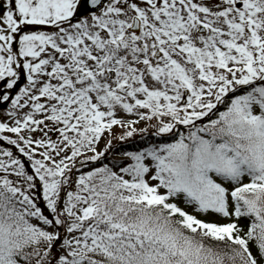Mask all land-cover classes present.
<instances>
[{"label": "snow or ice", "instance_id": "obj_1", "mask_svg": "<svg viewBox=\"0 0 264 264\" xmlns=\"http://www.w3.org/2000/svg\"><path fill=\"white\" fill-rule=\"evenodd\" d=\"M0 264H264V0H0Z\"/></svg>", "mask_w": 264, "mask_h": 264}, {"label": "rangeland", "instance_id": "obj_2", "mask_svg": "<svg viewBox=\"0 0 264 264\" xmlns=\"http://www.w3.org/2000/svg\"><path fill=\"white\" fill-rule=\"evenodd\" d=\"M116 131L118 132L119 129H116ZM113 144L117 145V150H119V146L124 145L123 142L116 141V140L113 141ZM101 146H102V143H101Z\"/></svg>", "mask_w": 264, "mask_h": 264}, {"label": "trees", "instance_id": "obj_3", "mask_svg": "<svg viewBox=\"0 0 264 264\" xmlns=\"http://www.w3.org/2000/svg\"><path fill=\"white\" fill-rule=\"evenodd\" d=\"M123 146H124V147H128V146H130V145L124 144Z\"/></svg>", "mask_w": 264, "mask_h": 264}]
</instances>
